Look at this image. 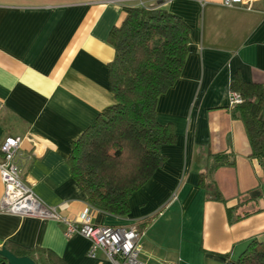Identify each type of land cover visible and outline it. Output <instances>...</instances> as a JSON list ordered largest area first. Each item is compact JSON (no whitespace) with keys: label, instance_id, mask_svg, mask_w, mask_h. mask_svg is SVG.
<instances>
[{"label":"crops","instance_id":"obj_1","mask_svg":"<svg viewBox=\"0 0 264 264\" xmlns=\"http://www.w3.org/2000/svg\"><path fill=\"white\" fill-rule=\"evenodd\" d=\"M189 29L180 78L157 104L176 144L117 218L90 207L92 223L129 227L161 211L142 232L145 264H224L252 241L264 244V169L228 106L233 83L264 84V0L226 8L222 0H145ZM136 0H0V144L21 139L22 180L71 221L89 206L68 166L71 146L113 104L107 40L123 5ZM28 157H30L28 159ZM1 158V154H0ZM3 185L0 179V199ZM64 226L0 213V241L34 260L111 264L88 257L89 242Z\"/></svg>","mask_w":264,"mask_h":264},{"label":"trees","instance_id":"obj_2","mask_svg":"<svg viewBox=\"0 0 264 264\" xmlns=\"http://www.w3.org/2000/svg\"><path fill=\"white\" fill-rule=\"evenodd\" d=\"M123 5L122 20L108 36L114 58L108 65L113 104L73 142L67 161L89 207L117 218L130 214L129 201L162 167L161 149L176 144L172 124L157 120V104L180 78L189 49V29L176 15L148 1ZM242 102L232 107L242 121L252 156L264 169V84L233 83ZM161 211L138 227L142 233ZM15 255V254H14ZM38 264H62L47 252ZM264 264V244L252 241L235 261Z\"/></svg>","mask_w":264,"mask_h":264},{"label":"built area","instance_id":"obj_3","mask_svg":"<svg viewBox=\"0 0 264 264\" xmlns=\"http://www.w3.org/2000/svg\"><path fill=\"white\" fill-rule=\"evenodd\" d=\"M136 1L143 3L144 0ZM254 1L256 0H222V5L226 8L243 6L249 9ZM241 102L240 94L229 91L230 108ZM0 154V179L3 185V195L0 199L1 214L52 220L63 224L65 238L78 235L89 242L87 254L90 258H96L101 253L111 264H145L140 260L142 233L137 225L129 227L94 225L89 206L79 215L78 221L69 220L56 208L43 204L22 180L24 157L20 138L6 137L0 144Z\"/></svg>","mask_w":264,"mask_h":264},{"label":"water","instance_id":"obj_4","mask_svg":"<svg viewBox=\"0 0 264 264\" xmlns=\"http://www.w3.org/2000/svg\"><path fill=\"white\" fill-rule=\"evenodd\" d=\"M0 264H38L29 256H16L0 241Z\"/></svg>","mask_w":264,"mask_h":264}]
</instances>
